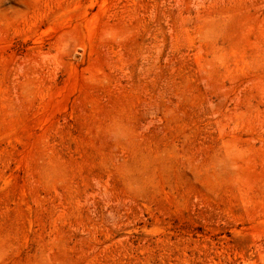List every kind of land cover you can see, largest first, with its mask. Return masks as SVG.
<instances>
[{
    "label": "rangeland",
    "instance_id": "rangeland-1",
    "mask_svg": "<svg viewBox=\"0 0 264 264\" xmlns=\"http://www.w3.org/2000/svg\"><path fill=\"white\" fill-rule=\"evenodd\" d=\"M0 264H264V0H0Z\"/></svg>",
    "mask_w": 264,
    "mask_h": 264
}]
</instances>
